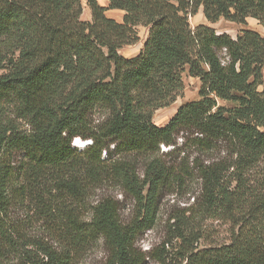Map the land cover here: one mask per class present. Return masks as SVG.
<instances>
[{"label": "trees", "instance_id": "16d2710c", "mask_svg": "<svg viewBox=\"0 0 264 264\" xmlns=\"http://www.w3.org/2000/svg\"><path fill=\"white\" fill-rule=\"evenodd\" d=\"M86 0L91 21L82 20L81 0H0V100L12 101L17 120L0 124V235L12 184L11 158L24 153L33 175L65 172L60 191L78 199L90 186L116 180L137 205L132 221L121 222L118 205L104 199L84 225L75 215L61 229L62 250L42 242L21 251L16 262L72 264L86 247L103 240L107 264H145L137 239L157 221L156 202L170 173L152 160L141 179L130 165L101 160L111 145L119 153L156 156L180 133L197 135L209 147L225 143L232 163L201 169L203 206L231 226L227 244L195 248L199 238L182 240L181 264H264V0ZM203 11L212 25L237 28L235 38L207 25L192 29ZM108 11L124 13L122 22ZM140 53L120 51L140 43ZM201 83L199 100L178 108L161 128L154 115L171 107L183 91L182 75ZM231 103L232 108L220 106ZM96 111L107 114L94 124ZM90 142L84 150L75 140ZM88 181V182H87Z\"/></svg>", "mask_w": 264, "mask_h": 264}, {"label": "rangeland", "instance_id": "374dc122", "mask_svg": "<svg viewBox=\"0 0 264 264\" xmlns=\"http://www.w3.org/2000/svg\"><path fill=\"white\" fill-rule=\"evenodd\" d=\"M100 5H107L106 0H98ZM83 6L82 20L90 22L91 12L86 0H81ZM121 13L109 11L107 16L117 21L121 20ZM192 29L199 25H207L217 33H227L233 38L237 35V28L230 23L221 21L210 24L206 21L203 11L191 17ZM249 28L261 34L264 30L254 20H249ZM140 43L121 50L125 58L137 56L148 37V29L138 28ZM1 74V73H0ZM264 74V71H263ZM183 91L176 98L175 103L166 109L157 111L154 123L157 127L168 124L179 107L186 103L198 101L201 83L189 76L186 71L182 75ZM222 107L232 108L231 103L219 101ZM16 107L12 101L0 100V124L16 125L20 131L28 126L22 120H17ZM107 114L103 111L93 113L91 120L94 124L103 122ZM197 135L180 133L175 138L173 146H161L156 156L119 153L114 144L102 153L101 160L105 166L109 161H120L132 167L142 179L146 166L157 160L170 173L166 187L161 191L156 202L157 221L152 230L142 234L136 241V249L147 257L145 264H181L178 253L181 250L183 235L187 238H199L195 248H215L227 244L230 239L231 226L225 221H218L211 212L203 206L204 181L201 169L222 165L224 169L232 163V149L225 143L210 144L204 147L196 143ZM90 144V142H88ZM74 145L83 147L86 143L77 139ZM78 149L77 153H79ZM11 172L13 175L9 204L5 216V236L0 235V263L16 262L21 251L33 250L32 245L42 242L49 247L62 250L61 229L66 226L68 217L77 218L84 225L91 221L93 208L104 199H113L119 210L122 224H129L134 218L137 205L128 191L112 180L99 185L90 186L86 193L78 199L60 191L63 179L71 176L65 172L44 171L33 175L30 162L26 155L17 152L11 158ZM88 182V181H87ZM108 252L103 240H99L86 247V251L75 256L72 264H107Z\"/></svg>", "mask_w": 264, "mask_h": 264}, {"label": "crops", "instance_id": "0c3cea01", "mask_svg": "<svg viewBox=\"0 0 264 264\" xmlns=\"http://www.w3.org/2000/svg\"><path fill=\"white\" fill-rule=\"evenodd\" d=\"M106 2H107V0H106ZM101 6H103V7H107L108 6V2H107V5H106V3H105V5H101ZM109 12V11H108ZM107 12V13H108ZM116 12H119V13H121V14H123V15H121L122 17H121V20L120 21H117V20H115V19H113V20H115V21H117L118 23H121L122 22V18H123V16H124V13L123 12H121V11H116ZM107 13H106V15H107ZM110 18V17H109ZM110 19H112V18H110ZM123 50V49H122ZM121 52V51H120ZM121 54V53H120Z\"/></svg>", "mask_w": 264, "mask_h": 264}, {"label": "clouds", "instance_id": "9594fccd", "mask_svg": "<svg viewBox=\"0 0 264 264\" xmlns=\"http://www.w3.org/2000/svg\"><path fill=\"white\" fill-rule=\"evenodd\" d=\"M73 146L78 148V149H82V150H84L87 147V146L80 147V146L74 145V143H73Z\"/></svg>", "mask_w": 264, "mask_h": 264}, {"label": "bare ground", "instance_id": "6f19581e", "mask_svg": "<svg viewBox=\"0 0 264 264\" xmlns=\"http://www.w3.org/2000/svg\"><path fill=\"white\" fill-rule=\"evenodd\" d=\"M166 126V125H165ZM165 126H163V127H165ZM163 127H161V128H163Z\"/></svg>", "mask_w": 264, "mask_h": 264}]
</instances>
